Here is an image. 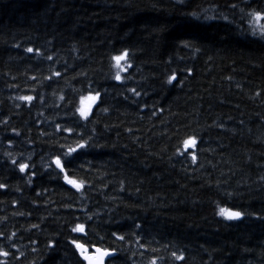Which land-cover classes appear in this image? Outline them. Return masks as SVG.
Returning <instances> with one entry per match:
<instances>
[{"label":"trees","instance_id":"16d2710c","mask_svg":"<svg viewBox=\"0 0 264 264\" xmlns=\"http://www.w3.org/2000/svg\"><path fill=\"white\" fill-rule=\"evenodd\" d=\"M262 31L264 0H0V264H264Z\"/></svg>","mask_w":264,"mask_h":264},{"label":"snow or ice","instance_id":"6c2138e0","mask_svg":"<svg viewBox=\"0 0 264 264\" xmlns=\"http://www.w3.org/2000/svg\"><path fill=\"white\" fill-rule=\"evenodd\" d=\"M233 7H235V5H233ZM241 11H243V9H241ZM251 15L253 16V18L257 21L262 19L261 13L259 11L253 12L251 13ZM225 20H227L228 18L226 16L221 17ZM205 19L207 20H213L216 19L215 16H210V15H205ZM255 34V33H254ZM261 37L264 38V31L261 32ZM28 53H32L33 52V48L29 47L25 50ZM128 57V52L125 51L124 53L120 54V55H115L112 57V60L115 61V65L116 67L119 69V71L116 73L115 75V80L117 82H121L122 80V76L121 73H124L127 71V68L131 67L130 64H128L127 66H124L122 64L123 61L126 60V58ZM48 59H52L51 56L48 57ZM54 75L59 76L60 73H54ZM174 79V78H173ZM169 83H171V79L169 80ZM131 91H133L136 95H139L138 92H135V89H132ZM100 92H96L95 95H91L89 96L88 99V103L85 104L84 101H81V107L79 109H77L78 113H79V117L83 118V119H87L89 116V113L92 110V105L95 104L97 102V100L100 97ZM20 99L25 100V101H31L34 99L33 96L28 95V96H22L20 97ZM68 132H72L71 128H67L65 129ZM184 144L186 145V148L191 149L193 147H195L197 145V140L193 137V138H189L187 140L184 141ZM86 147V143L85 142H81L78 143L76 145V147L74 148H70L69 149V154L74 153L77 151V149H83ZM195 155L192 156L193 159H195ZM53 163L56 165L57 168L60 169L61 172L64 171L63 167H61V160L59 158H56ZM26 168H28V164L25 163H20L19 164V172L20 173H24ZM65 180H67V177H65ZM68 183H70L74 188L79 189L82 185L78 184L75 180H69ZM5 185L4 184H0V188H4ZM219 215L224 217L227 220H238L242 217L243 213L241 211L238 210H233V211H229L226 208H220L219 209ZM74 232H83L84 231V225H80L79 227H77V225L75 226V228L73 229ZM121 239H123V237H119ZM75 247L77 249H82V245L80 244H75ZM95 255H84L83 259L85 261H88L90 259H96L98 261V264H105V259L110 256V255H114L115 252H110L107 249H100V248H96L95 249ZM9 255L8 252L0 250V256L3 257H7ZM173 256L176 257V259H182L181 256H176V253H173Z\"/></svg>","mask_w":264,"mask_h":264},{"label":"water","instance_id":"95a60500","mask_svg":"<svg viewBox=\"0 0 264 264\" xmlns=\"http://www.w3.org/2000/svg\"><path fill=\"white\" fill-rule=\"evenodd\" d=\"M78 244L82 245V249H77V248H76L77 253H78V256H79V258H80L85 264H87V261H85V260L83 259V256H84V255H95V254H96V253H95V249H96V248H100V249H102V250H103V249H107V248H102V247H100V246L94 245V246H92V248L89 250V248H88L87 246L83 245L82 243H78ZM107 250H109L110 252H115V254H114V255H110V256H108V257L105 259V264H106V261H107V260H109L110 258H112V257H114V256L116 255V251L111 250V249H107ZM88 264H98V261H97L96 259H90V260L88 261Z\"/></svg>","mask_w":264,"mask_h":264},{"label":"rangeland","instance_id":"374dc122","mask_svg":"<svg viewBox=\"0 0 264 264\" xmlns=\"http://www.w3.org/2000/svg\"><path fill=\"white\" fill-rule=\"evenodd\" d=\"M87 102H88L87 100L84 101L85 104H86Z\"/></svg>","mask_w":264,"mask_h":264}]
</instances>
